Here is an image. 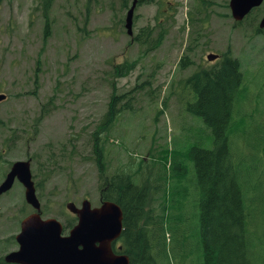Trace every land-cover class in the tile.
<instances>
[{"label":"rangeland","instance_id":"374dc122","mask_svg":"<svg viewBox=\"0 0 264 264\" xmlns=\"http://www.w3.org/2000/svg\"><path fill=\"white\" fill-rule=\"evenodd\" d=\"M157 1L161 10L157 3L139 2L135 11L134 35L148 25L154 27V37L165 30L162 44L149 49L135 42L125 26L133 0L127 7L123 0H0V93L7 95L0 101V184L13 162L31 159L34 179L42 183V206L49 205L45 217L65 225L66 218L75 216L67 202L81 206L89 198L98 206L92 132L103 122L114 89L123 95L119 106L129 102L130 108L105 132L108 169L133 172L138 185L152 186L167 145L181 151L214 147V130L197 112L199 93L187 78L215 66L209 53L230 52L241 60L243 71L227 130L230 159L252 205L253 261L264 264V34L255 30L264 2L252 17L237 23L230 0ZM197 16L206 19L203 24L193 20ZM186 57L191 62L182 66ZM131 61L137 64L127 75H114L115 66ZM159 195L150 198L147 212L154 208L159 213ZM32 211L18 181L0 195V256L18 248L16 242H5ZM188 214L194 221L187 220ZM193 215L190 199L183 224L190 237L198 234ZM154 232L159 236L162 230L155 226ZM178 239L168 229L169 264L195 263L189 252L192 239L183 244L187 258Z\"/></svg>","mask_w":264,"mask_h":264},{"label":"trees","instance_id":"16d2710c","mask_svg":"<svg viewBox=\"0 0 264 264\" xmlns=\"http://www.w3.org/2000/svg\"><path fill=\"white\" fill-rule=\"evenodd\" d=\"M130 1L123 0V7H127ZM140 3L161 2L140 0ZM193 20L203 24L206 19L197 16L193 17ZM49 29L48 21L46 36ZM154 31L151 25L142 27L135 41L149 45V49L157 48L165 38V30L159 31L156 37ZM256 32L264 30L256 27ZM223 56L224 59L212 68L196 70L187 78L188 84L196 86L199 93L197 112L204 117L209 128L214 130V147L209 149L199 145L191 146L182 152L175 147H167L163 150V170L157 174L152 186H149L148 182L145 187L138 185L133 172L125 170L110 172L108 169L105 146L108 139L105 132L115 124L118 113L129 104L128 102L118 107L123 95L117 94L114 89L103 122L92 132L90 158L99 169L100 194L103 199L120 204L124 210L123 237L127 243V252L132 251V264H159L156 261V254L161 264H169L165 250L168 229L178 235V248L183 258H187L188 254L183 244L192 239L193 244L190 245H193V248L189 252H193L197 260L193 264H254L252 205L247 203L242 184L232 165L227 133L232 120L237 88L243 80V72L238 58L231 56L230 52L224 53ZM190 62L188 59L185 65ZM136 64V61H131L117 65L114 75L125 76L136 67ZM202 78L203 80H200ZM185 179L188 184L183 186ZM41 186L42 183L37 182L38 189ZM156 192L160 193L161 208L159 213L154 214V208L147 212V206L150 204L148 196L155 199ZM190 199L195 210L193 216L197 219V225L194 224V227H197L198 232L191 237L183 229L184 208ZM48 211L49 205L46 203L43 214ZM76 220V216L66 218L65 230L72 227ZM187 220L194 221L190 220V214ZM155 226L162 230L159 236L154 232ZM13 242L15 240L12 235L5 244ZM0 264L16 263L7 262L0 256Z\"/></svg>","mask_w":264,"mask_h":264},{"label":"water","instance_id":"95a60500","mask_svg":"<svg viewBox=\"0 0 264 264\" xmlns=\"http://www.w3.org/2000/svg\"><path fill=\"white\" fill-rule=\"evenodd\" d=\"M264 0H231L233 16L243 20ZM137 0L133 1L127 15L126 26L133 34V19ZM260 27L264 28V17ZM216 54H209L213 60ZM6 94H0V100ZM16 178L26 187V199L36 212L25 217L21 232L16 236L20 246L5 256L6 261L20 264H129L126 255H115L113 241L123 228V210L113 201H105L99 207H93L89 199H84L81 206L69 201L67 209L78 216V223L63 234V224L57 218H43L41 202L37 196L30 160L16 161L6 179L0 185V193L12 188Z\"/></svg>","mask_w":264,"mask_h":264},{"label":"flooded vegetation","instance_id":"af4514ba","mask_svg":"<svg viewBox=\"0 0 264 264\" xmlns=\"http://www.w3.org/2000/svg\"><path fill=\"white\" fill-rule=\"evenodd\" d=\"M124 223V221H123ZM124 228H125V224H124ZM123 234L124 232L122 231L121 235L114 241L113 243V252L116 254V255H124L126 254L129 259H130V264H132L133 262V256H132V251L131 252H127L126 250V247H127V244L123 243ZM131 246H132V243H131Z\"/></svg>","mask_w":264,"mask_h":264}]
</instances>
